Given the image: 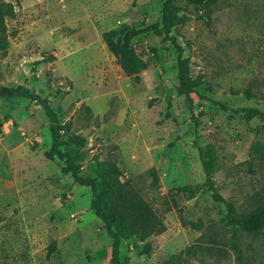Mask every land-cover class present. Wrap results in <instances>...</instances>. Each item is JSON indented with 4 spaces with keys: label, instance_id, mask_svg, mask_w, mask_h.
Segmentation results:
<instances>
[{
    "label": "rangeland",
    "instance_id": "rangeland-1",
    "mask_svg": "<svg viewBox=\"0 0 264 264\" xmlns=\"http://www.w3.org/2000/svg\"><path fill=\"white\" fill-rule=\"evenodd\" d=\"M164 1L0 0L12 10L0 86L47 98L62 126L61 150L82 154L81 173L95 176V158L114 161L161 217L165 232L121 242L123 264H264V232L240 235L236 259L225 205L205 190L193 145L198 136L216 159L221 196L237 210L254 206L264 190V156L255 149L264 121L220 105L264 108V0L172 3L173 33L199 81L192 104L179 94L177 52L163 36L133 39L147 64L138 81L111 53L127 30L159 21ZM48 127L39 104L0 98V264H111V238L90 210V190L45 157Z\"/></svg>",
    "mask_w": 264,
    "mask_h": 264
},
{
    "label": "trees",
    "instance_id": "trees-1",
    "mask_svg": "<svg viewBox=\"0 0 264 264\" xmlns=\"http://www.w3.org/2000/svg\"><path fill=\"white\" fill-rule=\"evenodd\" d=\"M175 0H165L162 5L161 19L153 24L134 27L124 33L122 42L113 47L111 53L122 72L134 81L139 80V74L146 68L147 64L136 54L132 47V41L149 33L163 36L177 52V79L179 83V94L192 104V94L196 93L199 81L190 75L189 59L184 57V49L179 44L174 31V19L171 16L170 6ZM216 0H192L193 4L208 7ZM12 15L10 5L4 10L0 9V49L7 47L5 38V17ZM25 98L37 103L43 109L49 123V133L51 145L45 152V157L54 161L58 159L63 163V172L70 175L74 183L88 188L91 192L90 210L103 223L106 234L111 238V264H123L120 261V245L122 241L137 240L144 242L153 234L165 232L166 227L157 212L141 197L140 192L135 188L130 180L122 179V174L114 161H101L95 158V176L90 177L81 173L82 154L78 150L62 151V126L58 122L56 113L50 106L47 98L27 89L17 87L9 88L0 86V98ZM223 111H231L235 115H240L246 120L257 119L264 121V108L241 107L229 108L220 105ZM7 120V118H5ZM69 142L76 147L84 145V139L72 136ZM198 150L200 163L204 175L205 190L210 193L211 198L216 203H223L226 208L224 218V228L232 233L229 243L238 261H242V250L239 246L240 235H256L264 232V190L258 194V200L254 206L237 210L230 201L224 199L215 184L214 173L217 170L216 159L208 154L199 144L198 136L193 142ZM256 151L264 156V140L255 145ZM151 174L156 178L155 172ZM181 191H190L189 187H183ZM217 243L216 241H212ZM208 247V246H207ZM195 246L188 248L192 254L195 253ZM203 248V244H202ZM143 254L149 252L147 244L141 246ZM214 246H209L208 250H213ZM218 249V248H217ZM222 248L218 250L221 252Z\"/></svg>",
    "mask_w": 264,
    "mask_h": 264
}]
</instances>
